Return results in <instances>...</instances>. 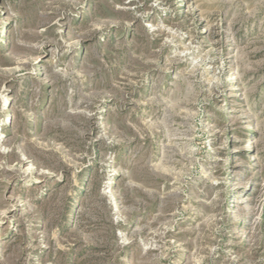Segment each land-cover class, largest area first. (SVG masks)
Masks as SVG:
<instances>
[{
    "label": "rangeland",
    "instance_id": "374dc122",
    "mask_svg": "<svg viewBox=\"0 0 264 264\" xmlns=\"http://www.w3.org/2000/svg\"><path fill=\"white\" fill-rule=\"evenodd\" d=\"M0 264H264V0H0Z\"/></svg>",
    "mask_w": 264,
    "mask_h": 264
}]
</instances>
